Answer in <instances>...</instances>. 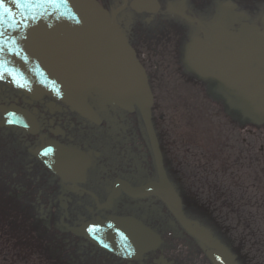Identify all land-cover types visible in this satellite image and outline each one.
<instances>
[{"label": "flooded vegetation", "instance_id": "1", "mask_svg": "<svg viewBox=\"0 0 264 264\" xmlns=\"http://www.w3.org/2000/svg\"><path fill=\"white\" fill-rule=\"evenodd\" d=\"M97 1L109 11L126 5L116 19L147 71L155 103L157 83L163 85L165 75L153 56L170 51L169 67L185 69L178 73L180 93L187 87L211 95L208 102L218 97L214 102L229 106L232 131L255 155L245 133L259 141L256 130L264 128V0H156V13L145 0ZM233 77L249 83L255 91L251 101L243 100ZM88 103L100 124L55 98L32 99L0 82V224L13 231L0 228L1 245L13 242L17 248L23 242L26 250L14 256L23 254L27 264H211L159 199L119 194L113 200L117 180L140 187L155 179L148 138L139 113L103 105L97 96ZM156 130L166 164V156L173 160L174 155L164 152ZM122 144L125 159H118ZM71 153L77 155L73 162ZM183 200L187 214L208 225ZM113 216L151 227L162 245L127 260L78 235L85 225ZM5 248H0L2 259Z\"/></svg>", "mask_w": 264, "mask_h": 264}, {"label": "water", "instance_id": "2", "mask_svg": "<svg viewBox=\"0 0 264 264\" xmlns=\"http://www.w3.org/2000/svg\"><path fill=\"white\" fill-rule=\"evenodd\" d=\"M19 3L0 0V82L32 99L55 98L95 124L100 121L88 103L93 96L103 105L139 113L155 179L140 187L117 180L113 200L119 194L133 200L155 197L183 232L202 247L211 264H241L210 226L187 214L183 195L169 174L153 119L155 98L147 71L116 19L126 5L109 11L97 0H27L17 6ZM144 5L152 8L150 13L159 10L156 0H145ZM250 75L258 78L257 73ZM233 82H240L243 100L251 101L255 91L249 83L237 77ZM122 148L123 144L118 147V159H125ZM76 159V154L68 157L72 162ZM78 235L127 260H138L163 243L160 234L132 217L97 220Z\"/></svg>", "mask_w": 264, "mask_h": 264}, {"label": "rangeland", "instance_id": "3", "mask_svg": "<svg viewBox=\"0 0 264 264\" xmlns=\"http://www.w3.org/2000/svg\"><path fill=\"white\" fill-rule=\"evenodd\" d=\"M169 56L170 51L153 56L160 63V75H165L163 85L157 83L153 115L164 152L174 155L173 160L166 156L171 178L187 205L192 204L193 214L206 220L241 264H264V151L260 150L264 128L256 130L262 135L259 141L245 133L247 143L255 148L251 155L243 138L232 131L235 118L229 106L214 102L218 97L208 102L211 95L208 99L187 87L180 93L178 73L185 69H171ZM2 226L13 232L12 226ZM14 244L0 241V248L7 250L0 264H27L23 254L20 259L14 256L19 249L26 250L23 242L17 248Z\"/></svg>", "mask_w": 264, "mask_h": 264}, {"label": "snow or ice", "instance_id": "4", "mask_svg": "<svg viewBox=\"0 0 264 264\" xmlns=\"http://www.w3.org/2000/svg\"><path fill=\"white\" fill-rule=\"evenodd\" d=\"M25 2H27V0H20V3L17 6H22V4Z\"/></svg>", "mask_w": 264, "mask_h": 264}]
</instances>
